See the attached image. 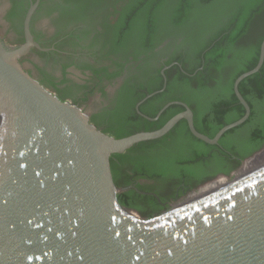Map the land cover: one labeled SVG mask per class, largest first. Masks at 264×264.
Wrapping results in <instances>:
<instances>
[{"label": "water", "instance_id": "95a60500", "mask_svg": "<svg viewBox=\"0 0 264 264\" xmlns=\"http://www.w3.org/2000/svg\"><path fill=\"white\" fill-rule=\"evenodd\" d=\"M24 21L25 43L9 47L0 39V264H264V165L236 178L246 157L229 174L232 181L193 200L145 217L120 204L110 156L158 139L184 119L192 136L215 145L224 132L242 124L250 107L238 90L264 61V39L257 63L232 84L243 115L213 137L194 128L189 106L162 126L113 137L90 122L77 105L59 99L33 78L19 57L33 42ZM177 64V63H175ZM179 65V64H177ZM194 193V190L190 191ZM189 194V193H188Z\"/></svg>", "mask_w": 264, "mask_h": 264}, {"label": "trees", "instance_id": "16d2710c", "mask_svg": "<svg viewBox=\"0 0 264 264\" xmlns=\"http://www.w3.org/2000/svg\"><path fill=\"white\" fill-rule=\"evenodd\" d=\"M117 23L120 33L114 43L120 45L124 37L134 36L144 52L156 47L165 36L182 37V49L174 51L165 62L179 65L164 70L165 88L139 105L143 114L154 117L165 103L182 101L194 113L196 130L208 137L243 115L244 108L232 84L257 63L264 39V0H133ZM160 69L161 66L153 70L148 85L140 87L125 105V114H115L112 122L101 129L103 132L119 138L154 130L183 109L179 104L169 105L154 121L135 113L133 107L138 100L162 87ZM238 90L248 103L250 114L242 124L224 132L217 144H206L186 129L177 128L183 120L170 130L182 131L181 141L199 147L189 153V159L164 155L161 149L168 143L170 133L112 154L110 168L115 185L134 187L118 193L120 204L142 216H154L168 208L163 205L172 194L167 192V184L173 188L184 184L194 190L219 173L229 174L259 150L264 144V61L257 72L240 81ZM135 178L154 180L155 184H135Z\"/></svg>", "mask_w": 264, "mask_h": 264}, {"label": "flooded vegetation", "instance_id": "af4514ba", "mask_svg": "<svg viewBox=\"0 0 264 264\" xmlns=\"http://www.w3.org/2000/svg\"><path fill=\"white\" fill-rule=\"evenodd\" d=\"M132 1L0 0V39L13 48L24 44L25 17L34 6L28 30L33 42L42 49L30 46L19 57L20 64L59 99L87 112L90 122L103 129L115 114H125V105L139 93L140 87L148 85L153 70L161 66V72L165 66L175 64L165 62L174 51L182 49V37H163V34L160 43L147 52L142 51L134 36L124 37L120 45L114 43L120 33L117 22ZM136 103L134 111L142 116L143 112L138 108L139 114L135 109ZM181 120L184 122L177 128L190 133L187 122ZM168 133V143L161 149L168 158L187 160L189 153L199 149L197 145L181 141L182 131ZM133 183L155 184L154 180L144 178H135ZM167 186V192L172 194L163 205L168 206L193 190L184 184Z\"/></svg>", "mask_w": 264, "mask_h": 264}, {"label": "bare ground", "instance_id": "6f19581e", "mask_svg": "<svg viewBox=\"0 0 264 264\" xmlns=\"http://www.w3.org/2000/svg\"><path fill=\"white\" fill-rule=\"evenodd\" d=\"M264 165V150L263 152H261L260 154L256 155L255 157L247 160L244 162V164L241 166V168L239 169V171L236 173V178H239L261 166ZM232 180L230 178H227V177H222V178H219V179H216L214 180L213 182H211L209 184L208 187L206 188H201L198 190V192H194L192 194H190L184 201L183 203H186V202H190V201H193L229 182H231Z\"/></svg>", "mask_w": 264, "mask_h": 264}, {"label": "rangeland", "instance_id": "374dc122", "mask_svg": "<svg viewBox=\"0 0 264 264\" xmlns=\"http://www.w3.org/2000/svg\"><path fill=\"white\" fill-rule=\"evenodd\" d=\"M194 192H198V189L196 188V189H194ZM190 194H192L191 192H189V194H187V195H185V196H183L182 198H180L179 200H177V201H174V202H172L171 204H170V206L171 205H174V204H177V203H179V202H181V201H183V200H185ZM170 206H168V207H170Z\"/></svg>", "mask_w": 264, "mask_h": 264}]
</instances>
